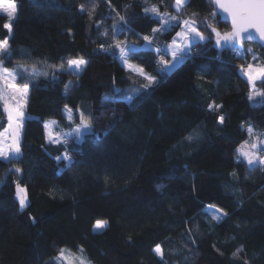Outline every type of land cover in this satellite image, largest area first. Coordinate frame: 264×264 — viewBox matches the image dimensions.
I'll list each match as a JSON object with an SVG mask.
<instances>
[{"label":"trees","instance_id":"1","mask_svg":"<svg viewBox=\"0 0 264 264\" xmlns=\"http://www.w3.org/2000/svg\"><path fill=\"white\" fill-rule=\"evenodd\" d=\"M16 4L11 31L0 13V41L8 40L12 56L6 66L35 64L49 74L29 83L22 157L0 160V264H60L62 248L89 264H264V165L250 171L237 152L249 139L248 127L264 134V82L256 81L250 100L251 86L240 73L241 64L264 62V49L244 43L256 59L245 52L241 60L215 48L213 33L162 78L155 48L179 27L156 34L148 48L142 37L160 24L144 9L155 5L161 14L194 18L206 36L205 20L221 33L231 31L225 19L213 18L209 0H190L179 14L175 0ZM117 41L144 46L131 62L157 84L144 89L147 81L113 56ZM77 58L87 61L78 75L67 64ZM128 96L135 97L133 105ZM209 104L222 107L213 111ZM81 112L91 133L79 142L49 143L46 123L56 122L53 133L69 132ZM6 124L0 106V131ZM65 151L72 157L68 167L55 159ZM17 184L26 190L23 211ZM223 213L220 221L211 218ZM97 220L108 226L93 230ZM157 245L163 258L154 252Z\"/></svg>","mask_w":264,"mask_h":264},{"label":"snow or ice","instance_id":"2","mask_svg":"<svg viewBox=\"0 0 264 264\" xmlns=\"http://www.w3.org/2000/svg\"><path fill=\"white\" fill-rule=\"evenodd\" d=\"M189 3L190 0H175L173 7L179 14L183 12ZM209 3L228 14L231 19V31L221 33L216 27L207 23L205 20L201 21V23H204L211 30L209 35L206 36L203 32L198 31V24L194 18L180 20L177 15L161 14L155 5L144 9L146 14L152 13L153 19L160 24V27L152 29V35L142 37L147 42L146 46L148 48H153L156 34L169 33L175 27L181 28L179 32H176L169 44L155 48L157 54H162V58L159 61L161 67L158 71V74L162 78L188 60L192 55L193 48L201 43L210 42L213 33L215 34V48L221 51L230 50L236 58L241 60L244 59L245 52H249L252 53L253 60L256 59V53L251 48L244 49L243 45L245 41H252L257 38L259 41H264V0H209ZM80 7L81 11H83L84 6L81 5ZM17 11L16 0H0V12L5 13L9 20V23H6L4 27L9 29V31H11V21L16 18ZM89 15H91V12ZM211 15L215 19L219 13L212 12ZM120 20L124 21V17H120ZM113 31L119 34L123 29H117L113 26ZM105 34L107 33L105 32ZM114 47L119 50V56L117 57L114 51L112 53L113 56L131 72L137 73L147 81L142 86L144 89L150 88L153 84L158 83L156 76L147 74L142 67L131 62L136 52L144 46H138L129 41H117ZM168 55L171 56V60L163 59V56ZM11 59L12 56L8 40L0 41V106H2L3 113L7 116V127L3 131H0V160L8 163L18 160L23 155L21 146L22 133L25 121L31 119L25 113L29 95V83L35 76H48L49 74L47 71H39L35 64L29 65L18 62L12 68H9L6 66V62L11 61ZM67 64L71 73L78 75L79 71L82 70V66H86L87 61L83 58L68 59ZM61 70H63V65H61ZM240 73L242 76L247 77V83L251 86V92L248 97L251 100L253 95L257 94L256 81L264 82V64L248 63L246 67L241 64ZM18 77L20 80L28 82L18 83ZM53 78H55L54 73ZM68 87L69 85H65L66 89ZM259 94L264 95V93ZM134 100V96H128L126 103L133 105ZM221 107L219 104L208 105V108L213 111H218ZM65 108L71 113V109H68L67 105ZM69 118L71 119V117ZM218 120L219 123L223 124L225 117L220 115ZM55 124L56 122L52 121L44 125L45 130L48 132L49 143L67 144L69 138H74L79 142L85 133H91L93 131L90 118L86 117L83 112L80 113L79 125L70 132H57L53 135L52 129ZM247 132L249 139L245 140L237 149L239 153L238 161L239 158L246 160L249 170L252 171L264 165V139H261L264 134L256 133L251 127L247 128ZM192 138V136L187 137L189 140ZM55 159L57 161H66V167L72 163V157L67 151L62 153L61 156H56ZM261 170L264 171V168ZM20 171L21 169L19 168L15 169L17 173ZM16 189L20 210L23 211L28 206L27 196L25 194L26 190L20 184L16 185ZM226 215L227 213H223V215L213 214L211 218L220 221ZM107 226V221L97 220L94 225V230H103ZM154 252L157 256L163 258L164 253L160 245L155 247ZM69 255L68 250L62 248L59 250V255L56 259L59 261L69 260ZM78 259L79 264H88L82 256Z\"/></svg>","mask_w":264,"mask_h":264},{"label":"rangeland","instance_id":"3","mask_svg":"<svg viewBox=\"0 0 264 264\" xmlns=\"http://www.w3.org/2000/svg\"><path fill=\"white\" fill-rule=\"evenodd\" d=\"M0 13H3V12H0ZM3 14H5V13H3ZM6 15V14H5ZM181 20H183V19H181ZM181 30V28L179 27V30L177 31V32H179ZM175 36V35H174ZM172 40V39H171ZM171 42V41H170ZM170 42H168L167 44H169ZM167 44H165L164 46H166ZM117 53H118V56H119V50L117 51ZM169 56V60H171V56L170 55H168ZM249 63H252V64H264V62H262V61H251V62H249ZM124 66V65H123ZM83 67V66H82ZM126 67V66H125ZM68 69H69V66H68ZM70 72H71V70H69ZM247 78V77H246ZM6 115V114H5ZM6 118H7V116H6ZM7 127V124H6V126H5V128ZM52 131H53V129H52ZM70 132V131H69ZM46 133H47V140H48V132L46 131ZM53 135H55V133H53ZM261 139H264V137H262ZM239 154V153H238ZM246 161V160H245ZM247 162V161H246ZM23 188V187H22ZM16 191H17V189H16ZM26 194V193H25ZM16 198H17V200L19 201V198L17 197V195H16ZM95 225V224H94ZM93 230H94V226H93ZM95 231H101V230H95ZM70 255H69V260H65V261H59V263L60 264H69V262H71V264H79V255H77V254H72V253H69ZM89 264V263H88Z\"/></svg>","mask_w":264,"mask_h":264},{"label":"water","instance_id":"4","mask_svg":"<svg viewBox=\"0 0 264 264\" xmlns=\"http://www.w3.org/2000/svg\"><path fill=\"white\" fill-rule=\"evenodd\" d=\"M215 9H216V12L219 13V16L222 17L223 19H225L230 24V27H231V19L228 16V14L222 12V10H219L218 8H215ZM249 42L257 43L260 47H262L264 49V46H262V45H264V41H259L258 38L256 40H252V41H245V43H249Z\"/></svg>","mask_w":264,"mask_h":264},{"label":"built area","instance_id":"5","mask_svg":"<svg viewBox=\"0 0 264 264\" xmlns=\"http://www.w3.org/2000/svg\"><path fill=\"white\" fill-rule=\"evenodd\" d=\"M157 60H158V63H159V61H160V59L162 58V54H157ZM163 59H164V57H163Z\"/></svg>","mask_w":264,"mask_h":264}]
</instances>
